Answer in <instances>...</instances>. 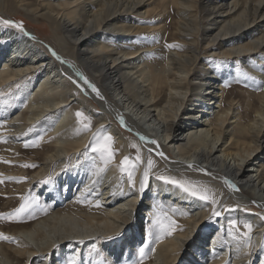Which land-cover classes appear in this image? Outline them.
Segmentation results:
<instances>
[{"label":"bare ground","instance_id":"6f19581e","mask_svg":"<svg viewBox=\"0 0 264 264\" xmlns=\"http://www.w3.org/2000/svg\"><path fill=\"white\" fill-rule=\"evenodd\" d=\"M5 6L46 23L55 52L69 63L57 60L43 40L0 25V90L14 92L13 100L20 94L16 102L21 103L13 117L6 106L10 116L0 123L6 136L0 145V179L24 178L15 185L2 183L0 195L34 187L48 206L45 215L7 229L5 234L16 243L0 245V264H50L58 254L77 256V264L84 244L90 243L119 256L139 239L144 207L150 216L164 207L176 221L171 235L156 240L146 264H201L206 252L210 264H252L256 257L264 264V217L259 215L264 210V67L257 69L260 66L252 60L264 58V0H0V14ZM173 44L181 47H166ZM240 65L258 76L261 86L244 98L223 83L226 71L234 78L244 74L237 69ZM77 72L103 99L68 78L83 85ZM192 101H197L193 112L187 107ZM72 102L90 113V130L77 131ZM119 116L127 130L120 129ZM101 125L114 141L115 155L106 167L98 157L93 164L90 150L88 158L82 155ZM34 129L39 143L26 148ZM139 144L156 155L148 156L154 161V177L143 193L142 162L134 191L118 168L123 157L135 162L138 152L141 156ZM248 162L251 167L246 169ZM101 167L103 172L98 171ZM167 168H189L191 180L212 183L217 199L230 192L232 199L221 207L220 222L208 219L210 202L156 179ZM49 176L52 180L44 183ZM90 178L93 185L86 193ZM6 201L8 206L15 202ZM253 204L259 214L249 210ZM228 219L239 223L234 235L228 233ZM245 222L252 225L249 237L243 236ZM186 252L188 258H183Z\"/></svg>","mask_w":264,"mask_h":264},{"label":"rangeland","instance_id":"374dc122","mask_svg":"<svg viewBox=\"0 0 264 264\" xmlns=\"http://www.w3.org/2000/svg\"><path fill=\"white\" fill-rule=\"evenodd\" d=\"M6 8L7 7L5 6L3 13L1 12V14H0V17L2 16L1 18L10 19V20H13V21H18V22H23L24 30L28 34L32 35L36 41H42L43 40L42 42L45 44V45L43 44V46H44V48H46L48 50V52H49V48L48 47H50L54 51L57 50L53 46V44H51L52 43L51 42L52 32H51L50 28L48 27V25L46 23H44V22L36 23L35 21L33 22V20L31 18H29L28 16H26L22 11H20V10L16 11L15 8H13L12 11H8V10H6ZM11 29L15 30V31H18V30L14 29V28H11ZM19 33H21V32H19ZM163 48L165 49L164 42H162V49ZM252 60H254L256 65L260 66V68L258 67L257 69L261 70V66L264 67V65L262 64V62L264 61V58L261 59V61H257V59H252ZM259 63H261V64H259ZM245 68L246 67H244L243 65H240L239 68H237L238 70L239 69H241L242 71L244 70V74L241 73L243 76L239 75V76H237V78H234L233 75H235V74H233V72H231L230 70L226 71L224 73L225 77H224V75L222 76L225 79V80H223L225 88L230 89V90L232 89L233 91L235 90L236 92H238V94H239V96L241 98H244L243 95H246L248 93H252V91L255 92V91H260L261 90V86L259 85L258 76L254 75L253 73H251L250 71L246 70ZM227 73H228V75H227ZM59 77L61 79L60 83H62V85H64V88H65L64 93H67L66 92L67 87H66L65 83L63 82L64 76L60 75ZM59 77H57V78H59ZM241 78H243V79H241ZM254 85L256 87H254ZM257 86H259V87H257ZM248 91H250V92H248ZM200 93H201V91H200ZM202 93H204V92H202ZM5 94H6L5 96L0 97V123H1V121H5L6 118L8 116H10V114L8 116H6V113L8 112V110L5 109V108H7L6 106H9V108L12 110V114L13 115L11 117H13L15 115V113H13V112H15L18 109V107L20 106V104H21L19 102H16L17 98L20 99L19 98L20 94H16L15 95L16 99H14V100L12 99V94H14V92H12V91L9 92V93L5 92ZM47 98H49V97H47ZM201 100H202V98H201ZM47 101L49 102L50 100L47 99ZM205 101L208 102L209 100H205ZM195 103H197V101H192L191 103L188 102V104H187L188 108H192L190 110L192 112L195 111V110H193V108L195 106ZM120 105L123 106V104H120ZM212 106L213 105L211 103L207 107L211 108ZM70 107H72L76 111L77 110L83 111L86 116L91 118V116H89L90 113L88 111L85 112L81 108V106L79 104H77L76 102H72L70 104ZM16 114H17V112H16ZM115 121H117V120H115ZM119 127L122 130L126 129V126L121 125V124H119ZM32 130H33V128H32ZM2 133H4V127H0V137L5 138L3 140H0V145L5 143V141H6V136L2 135ZM38 135H39L38 134V130H35L34 133H32V135L28 136V142H31L33 140H37ZM30 147H34V146H29V147H26V148H30ZM139 148L141 150V152H140L141 156L140 157H141L142 168H143L145 166V164H146L145 162H147L148 156L151 155V156L155 157L156 155L149 151V149H151L150 147L143 146V145L139 144ZM170 156H173V154H171ZM128 157H130V159H131V156H128ZM164 157H165V158H163L164 160L169 161V159H168V157H166V155H164ZM1 158H0V163H2L4 161V159H1ZM246 166L248 167V168L246 167V169H249L251 167L250 166V162H248L246 164ZM165 169L163 168V170H165ZM180 172H181V174H180ZM191 173H192V170H189V168L186 169V170H182V169L177 170L175 168H173V169L167 168V170L164 173L161 172L158 175H167V174H169L168 176L176 177L177 175L180 174L183 178L179 175L180 178L178 177L177 179H184L185 178V179H187L189 181H195V180H191L190 176H188V174H191ZM200 173H202V172H200ZM155 176H157V175H155ZM85 177L88 178L87 175ZM140 177H141V174H140ZM153 177H154V175L150 173V179L153 178ZM11 178L9 180H7V181H6V179L4 180V179L1 178L0 180H2V182H0V186H2V183H3V185H15L16 183H18L20 181L18 179L21 178V177H18L17 179H11ZM207 178L211 179L212 177L210 178L209 176H207ZM212 179H214V178H212ZM218 181H220V180H218ZM86 183H87V186L85 187V192L87 193L89 191V189L91 188V186L93 185V180L90 178V180L88 182H85V184ZM196 183H197V186L213 187L211 182H196ZM29 188H31V189H29L27 191L26 190L25 191L20 190L19 193L18 192H14V194H12V195H5V196L3 195L4 199H3V196L0 195V213H9V212L14 211L17 207H19L20 204L24 202V201H22L20 199L21 196H28L30 203L33 200L38 201V203H34L33 204L32 209H31V215L26 213L19 220H9L7 218H0V232L3 235L12 238L11 235L5 234L7 229L12 228L14 225H19L20 224L22 226V224H26V222L27 223H29V221L32 222L33 220L37 219L40 216L45 215L48 212V206H47V203L44 202L45 200H43L41 197H39V195L36 193V190L34 189V187H29ZM147 189H149V184H148V186L146 187L145 190H147ZM215 191H216V189L214 188L212 192H215ZM11 196H12V198H11ZM16 197H17V199H16ZM5 198H6V200L12 199L15 202L13 201L14 203H11L10 204L11 206L9 205L10 206L9 207L7 204H5L7 202L5 200ZM230 198L232 199V197L230 196V192L229 191L226 192L225 195H221L218 198V201H219V204L217 205L218 210H221L222 206L226 205V203H229V199ZM64 201H65V198L58 203L59 206H63L62 204H63ZM208 205H209V203H208ZM253 206H254V208H250L249 209L250 211L254 212L252 214H255V213L259 214L258 211L260 209H258V206L255 205V204H253L252 207ZM164 209H165L164 207H161V208H157L156 210L158 212L162 211V212H167L168 213V211L164 210ZM261 209L263 210L264 208H261ZM147 210H148L147 207L146 208L144 207V209H142L143 217L140 218L141 221L139 223L140 226H141V228L139 230V233H140L139 236L140 237L138 236L139 239L137 241H135L136 243L134 242V244L130 248H127V249L123 250L121 252V254H119V256L118 255L116 256L115 253H113L112 254L113 256H112V255H109V253L111 252L109 249H107L105 251V249H103L101 247L98 250H96V249L93 248V243L84 244V248L82 247L83 248L82 252L79 253L80 256H79L78 262L79 263L81 262V263H84V264H86V263L93 264V262H95L97 260L96 261L97 264H146L147 261H150V259L152 258V251L154 250L153 246L156 244V240L159 237H164V236H167V235H161V233L159 232L158 229H153L151 234H149L148 228L152 224V221H153V219H155V216L157 214L155 216H150V214H149V212ZM209 215H211V214H209ZM259 215H262L264 217V210L262 211V214H259ZM218 221L220 222V218H218ZM203 228H205V229L209 228L208 221L204 224ZM179 230H181V229H179ZM254 230L255 229H253V231ZM250 235H251V232H250ZM25 239H26V237H25ZM210 240L211 239H208V242ZM27 241L29 243L33 242L29 238H27ZM263 242H264V238H263ZM14 243H16V239L14 237L12 239H10V240L0 239V245L7 246V245H13ZM145 245H147V246L145 247ZM141 247H145V251H144L143 255H141V253L139 251V249ZM196 253H197V251L194 252V256L198 257V255ZM188 254H191V252L189 251ZM70 255L69 254H64V255L63 254H58L57 257H56L58 259L54 260L55 257L54 258L52 257V259L50 260V264H67L68 260L70 259L69 258ZM186 255H187V252L185 254H183V258H185V257L188 258V256H186ZM209 257H211V256L209 255V253L206 252V254L204 256H202V261L200 263L201 264H210L211 262H210V258ZM203 261H204V263H203ZM78 262H77V264H79ZM27 263L28 264H37V260H33L32 262L28 261ZM259 263H260L259 258H257V257L256 258H252V264H259ZM224 264H227V263H224Z\"/></svg>","mask_w":264,"mask_h":264},{"label":"snow or ice","instance_id":"6c2138e0","mask_svg":"<svg viewBox=\"0 0 264 264\" xmlns=\"http://www.w3.org/2000/svg\"><path fill=\"white\" fill-rule=\"evenodd\" d=\"M0 25H3L6 28H14L18 30L19 32L23 33L24 35H29L25 30H24V25L23 22H18V21H13L10 19H4L0 18ZM166 47H175V48H180L181 46L178 44H173V45H166ZM49 52L61 63H69L68 61H64L53 49L49 48ZM77 76L80 77V80L83 81V85H80L76 80H73L72 77H68L74 84H77L78 87H81V90L83 91L86 88L91 89L92 92L96 94L97 97L100 99H103L101 96L99 90L96 88L94 84H92L86 77L83 76L82 73L77 72ZM6 94L0 90V97L5 96ZM75 117L77 119V123L80 125V128L77 129V131H87L90 130L91 127V120L90 117L86 116L83 111L77 110L75 112ZM44 119H49L48 116H46ZM119 122L125 125L123 116L118 117ZM39 123V122H37ZM2 126V125H0ZM35 127V126H33ZM104 125H101L100 128L96 130L95 133H93L89 145L85 146V149L82 153L83 156L86 158L89 157V150L92 155V160L93 164H95V160L98 157L99 161L106 167L109 165L115 155V150L113 149L112 145L114 143L113 137L110 134H107L104 132ZM29 132L32 131V128L28 129ZM5 138L0 137V140H3ZM141 140H145L143 136L140 137ZM39 143V140H33L31 142H26L25 147L29 146H36ZM152 144H157L156 141H151ZM131 147H137L136 145H131ZM81 154H78V161H79V156ZM158 155L161 158L164 157V153L159 152ZM141 157L139 155V152L137 153V156L135 157V162H133L130 157L125 156L123 159L120 161L118 168L119 172L123 176V174H127V182L130 188V191L135 190V185H136V180H135V173L137 170V167L140 165ZM24 167H36V165H29L25 164L23 165ZM154 166V161L149 157L147 160L146 166L143 167V172L141 174L140 180H139V191L143 193L146 189V187L149 184V179H150V173L151 169ZM189 168L194 167V165L189 164ZM67 170V168H66ZM105 170L104 167H101L98 169L99 172H103ZM199 171H206L205 169H199ZM24 179V178H20ZM156 179L158 181L163 182L164 185H171L177 189H179L182 193L186 194L188 197L198 199L200 201H203L205 204L211 203L212 204V212L211 215L209 216L208 219H213V218H219L222 216V211L218 210L217 205L219 204L218 199L215 197L214 194H212V191L204 186H197V183L194 181H189L187 179H177L174 176H168V175H157ZM52 180V177L49 176L46 178L44 183H48ZM2 182V180H0ZM229 188L238 190L237 186L233 184L229 180L224 181ZM20 199L24 201L23 203L20 204L19 207H17L14 211L9 212V213H0V218H7L9 220H19L24 214H29L31 215V209L34 203H38V201L33 200L31 203L29 202V197L28 196H21ZM233 209L230 208H223V212H228L232 211ZM173 212H175V209H173ZM184 214V213H182ZM244 229L245 231L243 232L244 237H249L252 225L250 223H244ZM153 229H158L161 235H171L172 231L176 229V221L172 219V216H170L167 212H158L157 215L155 216V219H153L152 224L149 226L148 231L149 234H151ZM182 230V229H181ZM239 231L238 228V221L236 219H228V233L229 235H234L235 232ZM120 234H117L119 236ZM115 237H108V240H112ZM0 239H5V240H10L12 239L11 237L5 236L2 233H0ZM81 243H83L81 241ZM147 245H145L146 247ZM262 247H264V242H262ZM56 246H54L55 248ZM145 247H141L139 249L141 255L144 254ZM67 264H76V256H72ZM95 264V262H93Z\"/></svg>","mask_w":264,"mask_h":264}]
</instances>
